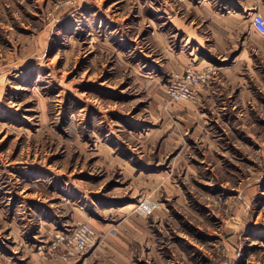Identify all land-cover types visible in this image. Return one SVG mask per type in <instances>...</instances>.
I'll list each match as a JSON object with an SVG mask.
<instances>
[{"label":"rangeland","instance_id":"374dc122","mask_svg":"<svg viewBox=\"0 0 264 264\" xmlns=\"http://www.w3.org/2000/svg\"><path fill=\"white\" fill-rule=\"evenodd\" d=\"M202 1L0 0V264H116L109 237L122 216L105 210L135 203L144 218L152 210L149 180L127 177V163L172 181L171 197L157 196L171 225L161 234L148 220L161 258L137 248L130 264H264V51L244 68L249 103L203 115L213 148L165 111L163 82L153 78L166 61L162 40L174 51L190 45L164 9L195 27ZM251 19L242 10L237 25L253 30ZM207 68L211 81L184 102L201 113ZM84 206L86 222L76 210ZM79 223L96 241L63 262L55 235Z\"/></svg>","mask_w":264,"mask_h":264},{"label":"crops","instance_id":"0c3cea01","mask_svg":"<svg viewBox=\"0 0 264 264\" xmlns=\"http://www.w3.org/2000/svg\"><path fill=\"white\" fill-rule=\"evenodd\" d=\"M242 10L250 19L257 11L264 15V0L202 1L195 8V15L198 20L195 27L182 23L181 20L173 17L171 12L164 9L167 21L174 26L176 33L182 36L190 45L186 50L182 48L179 51H174L171 49V45H168V41L162 40L161 44L163 45L166 61L159 63L153 68V78L156 79V82L162 81V85L166 88L169 77L172 74L184 72L188 67L198 72L209 66L213 68L211 90L208 89L201 93L202 101H204L202 113L183 102L173 103L172 105L167 95L166 98H168L170 106L165 110L174 111L178 115L177 118L180 120V125L187 129L191 126L192 135L196 136L203 146L207 145L210 148L214 147L215 142L206 133L209 128L206 129L207 120L203 118V115L206 116L209 110L218 115L232 113L236 109V105L233 102L234 99L241 100L243 107L249 103L245 102V100H250L253 96L250 91H246L244 88V68L252 66L253 59L251 56L254 50L264 51V36L254 30L237 25ZM255 41H259L260 44L255 43ZM165 103L163 102V105ZM157 108L158 110L161 109L162 104L158 102ZM258 110L260 113H264L261 107ZM126 165L127 177L137 179L138 184L140 179L149 180L147 198L150 200L152 210L148 212L146 218L141 213L139 215V211L134 209L137 206L135 203H129L116 209L110 207L105 210V215L108 213H116L117 215L121 213L120 215L122 216L120 220H117L118 223L115 224L114 234L109 237L117 243V247L112 252L117 259L116 264H130L129 260L133 259L137 248L142 249L143 254L147 257H153V259L161 258L158 253L159 250L156 249L158 243L155 239L156 234L149 228L148 220L149 218L152 219V223L157 225L159 228L158 233L161 234L163 232L166 233V224L171 225L172 222L166 203L157 197L162 194L170 198L172 195V181L168 178L166 171L145 172L144 170H137L135 167L131 168L128 163ZM189 169L191 172H195L192 166ZM135 180H133L134 188L136 185ZM152 180H159V184L153 186L151 184ZM162 183L161 188L159 186ZM138 189L144 192L142 190L144 186H142V189ZM85 206L76 210H83L82 215L86 222L88 219L91 220V217L87 216ZM110 225V223H102L100 225L101 230L112 231L108 228ZM96 255L97 252L88 258L92 260Z\"/></svg>","mask_w":264,"mask_h":264},{"label":"built area","instance_id":"2783aa9c","mask_svg":"<svg viewBox=\"0 0 264 264\" xmlns=\"http://www.w3.org/2000/svg\"><path fill=\"white\" fill-rule=\"evenodd\" d=\"M252 29L264 36V15L256 12L251 19ZM211 70L206 68L202 71H195L187 68L181 74L173 75L165 91L171 103L194 102L199 92L207 86L210 80ZM96 241V233L87 223H79L69 234H56L52 248L59 253L63 262H70Z\"/></svg>","mask_w":264,"mask_h":264}]
</instances>
